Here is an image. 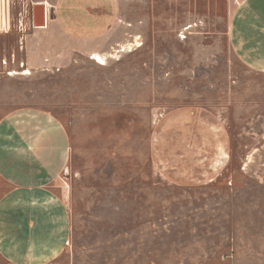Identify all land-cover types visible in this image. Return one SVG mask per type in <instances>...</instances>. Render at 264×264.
Instances as JSON below:
<instances>
[{
	"label": "rangeland",
	"instance_id": "obj_1",
	"mask_svg": "<svg viewBox=\"0 0 264 264\" xmlns=\"http://www.w3.org/2000/svg\"><path fill=\"white\" fill-rule=\"evenodd\" d=\"M241 1L0 0V116L42 110L69 141L48 264H264V72L230 43Z\"/></svg>",
	"mask_w": 264,
	"mask_h": 264
},
{
	"label": "crops",
	"instance_id": "obj_2",
	"mask_svg": "<svg viewBox=\"0 0 264 264\" xmlns=\"http://www.w3.org/2000/svg\"><path fill=\"white\" fill-rule=\"evenodd\" d=\"M229 36L241 61L264 72V0L237 5ZM50 117L27 108L0 116V257L11 264H48L68 238V216L53 182L69 141L58 119L46 123Z\"/></svg>",
	"mask_w": 264,
	"mask_h": 264
},
{
	"label": "water",
	"instance_id": "obj_3",
	"mask_svg": "<svg viewBox=\"0 0 264 264\" xmlns=\"http://www.w3.org/2000/svg\"><path fill=\"white\" fill-rule=\"evenodd\" d=\"M47 5L45 2L38 1L33 4V24L44 26L47 23Z\"/></svg>",
	"mask_w": 264,
	"mask_h": 264
},
{
	"label": "bare ground",
	"instance_id": "obj_4",
	"mask_svg": "<svg viewBox=\"0 0 264 264\" xmlns=\"http://www.w3.org/2000/svg\"><path fill=\"white\" fill-rule=\"evenodd\" d=\"M92 58H94L98 63H105V57L104 55L100 54V53H97L95 52L93 55H92ZM30 70L29 69H26L24 71H21L19 72L18 70H14L13 72H9L8 74H14V73H21V74H24V73H29Z\"/></svg>",
	"mask_w": 264,
	"mask_h": 264
}]
</instances>
